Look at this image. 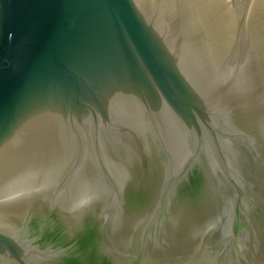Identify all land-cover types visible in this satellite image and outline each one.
Wrapping results in <instances>:
<instances>
[{
	"label": "water",
	"instance_id": "water-1",
	"mask_svg": "<svg viewBox=\"0 0 264 264\" xmlns=\"http://www.w3.org/2000/svg\"><path fill=\"white\" fill-rule=\"evenodd\" d=\"M0 264H264V0H0Z\"/></svg>",
	"mask_w": 264,
	"mask_h": 264
}]
</instances>
